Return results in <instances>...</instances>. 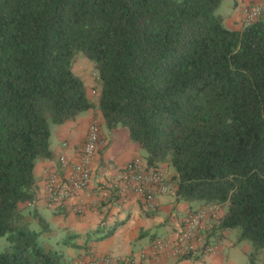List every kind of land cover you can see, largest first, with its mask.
I'll return each mask as SVG.
<instances>
[{
  "label": "trees",
  "instance_id": "1",
  "mask_svg": "<svg viewBox=\"0 0 264 264\" xmlns=\"http://www.w3.org/2000/svg\"><path fill=\"white\" fill-rule=\"evenodd\" d=\"M222 1L0 0V264H63L27 209L52 127L95 106L79 52L99 72L106 126L174 167L177 199L225 208L216 228L264 250V15L232 30Z\"/></svg>",
  "mask_w": 264,
  "mask_h": 264
},
{
  "label": "crops",
  "instance_id": "2",
  "mask_svg": "<svg viewBox=\"0 0 264 264\" xmlns=\"http://www.w3.org/2000/svg\"><path fill=\"white\" fill-rule=\"evenodd\" d=\"M260 1L262 0H223L218 12L223 16L227 28L242 30L245 27L246 9ZM73 69L79 75L81 68ZM85 74L82 78L88 96L95 106L75 119L52 127V157L39 159L36 163L35 199L29 203L30 210L27 209L31 213V209H34L45 221L47 219V243L61 252L63 264H75L78 260L89 264L95 257L110 258V263L101 260L98 264H243L239 258L251 256L253 245L247 240L239 239L237 235L234 236L232 228H216L218 220L212 222L214 229L212 227L204 232L196 253L186 256L159 254L147 260L142 258L141 251L148 248L155 238L176 237L183 220L189 213L202 206V203L177 199L175 169L169 162H161L158 165L164 171L170 188L164 194L156 193L159 205L154 211L147 209L146 197L143 193L134 192L131 185L123 194L113 189L109 196L101 195V189L115 179L119 170L135 157L145 158L146 154H143L139 143L131 140L127 127L117 126L111 129L106 126L98 106L101 84L96 85L95 73ZM94 119H98L101 124L102 137L93 165L91 185L59 205H48V170L55 169L63 177L71 174L72 169L61 163L60 156L65 155L72 162L78 161L90 123ZM45 210L50 214L49 218L43 215ZM225 213L226 209L223 208L220 216ZM33 222L37 223V219ZM112 229L114 232L111 235L99 240L94 239ZM203 242L216 244V251L205 253ZM240 252L244 256H241ZM133 260L135 262H132Z\"/></svg>",
  "mask_w": 264,
  "mask_h": 264
},
{
  "label": "built area",
  "instance_id": "3",
  "mask_svg": "<svg viewBox=\"0 0 264 264\" xmlns=\"http://www.w3.org/2000/svg\"><path fill=\"white\" fill-rule=\"evenodd\" d=\"M263 15L264 0L248 6L245 26ZM101 137V124L98 119H94L90 123L78 161L72 162L65 155L60 156L61 163L70 166L72 169L71 174L68 177H63L55 169L48 170L46 174V203L48 205H59L91 185L94 172L93 165L101 143ZM106 171H108L107 168ZM129 185L132 186L134 192L144 194L147 200L146 207L151 211L156 210L159 205L156 193L164 194L170 188L164 171L158 165H149L146 158L142 156L135 157L123 169L119 170L115 179L110 183H106L101 189V195L107 197L113 189L123 194L128 190ZM221 210L218 204L200 206L183 220L176 237L155 238L148 248L141 251L142 258L147 260L159 254L186 256L196 253L199 250V242H202L204 232L212 229V222L217 221L221 215ZM203 243L205 253L209 254L216 251V244ZM101 260L110 263L109 257H95L89 264H98ZM75 264H83V261L78 260Z\"/></svg>",
  "mask_w": 264,
  "mask_h": 264
},
{
  "label": "rangeland",
  "instance_id": "4",
  "mask_svg": "<svg viewBox=\"0 0 264 264\" xmlns=\"http://www.w3.org/2000/svg\"><path fill=\"white\" fill-rule=\"evenodd\" d=\"M217 12H218V10H217ZM73 68H75V69L81 68L80 73L77 72V73H79V76L81 75L80 76L81 78L85 77V75H86L85 73H87L88 75H90L92 72H93V74L95 73L94 77L96 80V85L100 84V81L98 79L99 72H98L97 68L95 67L94 62L91 61L88 58V56H86L83 52H79L77 54V56L75 57V59L73 61ZM142 152H143V154H146V151L144 149ZM43 209H46V208H41V210H43ZM43 215H45L46 218L50 217V214L47 212V210H45L43 212ZM46 221H47V219H46ZM33 226L35 227L36 225H33ZM155 231H158V229H155ZM231 231L233 232L234 236L237 235V237L239 236V239H240V235L242 232L241 227L232 228ZM247 241L252 244V242L250 240H247ZM10 247H11V244H10L7 236H0V252L9 250ZM261 251L264 252V250H261ZM259 252L255 253V250H254L253 253L251 254V256L248 255V257H244V258L241 257L239 259L241 262H244L243 264H264V254H263V252L262 253L261 252L259 253ZM240 254H242L241 256H244L242 252H240Z\"/></svg>",
  "mask_w": 264,
  "mask_h": 264
}]
</instances>
